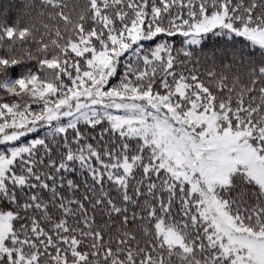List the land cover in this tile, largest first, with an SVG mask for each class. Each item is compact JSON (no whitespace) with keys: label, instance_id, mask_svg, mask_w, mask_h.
Here are the masks:
<instances>
[{"label":"snow or ice","instance_id":"6c2138e0","mask_svg":"<svg viewBox=\"0 0 264 264\" xmlns=\"http://www.w3.org/2000/svg\"><path fill=\"white\" fill-rule=\"evenodd\" d=\"M0 264H264V0H0Z\"/></svg>","mask_w":264,"mask_h":264}]
</instances>
